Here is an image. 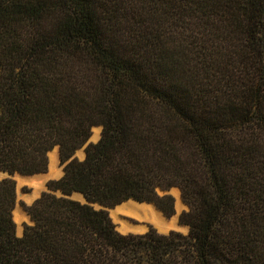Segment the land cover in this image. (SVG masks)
Here are the masks:
<instances>
[{"label":"trees","instance_id":"1","mask_svg":"<svg viewBox=\"0 0 264 264\" xmlns=\"http://www.w3.org/2000/svg\"><path fill=\"white\" fill-rule=\"evenodd\" d=\"M57 147L23 237L0 181V264H264V0H0V171ZM174 188L187 235L118 231L107 209L171 218Z\"/></svg>","mask_w":264,"mask_h":264},{"label":"bare ground","instance_id":"2","mask_svg":"<svg viewBox=\"0 0 264 264\" xmlns=\"http://www.w3.org/2000/svg\"><path fill=\"white\" fill-rule=\"evenodd\" d=\"M101 130H102V127L94 128V130H93L94 135L92 136V139L96 140L97 137L95 134L100 132ZM49 156H50V173L48 175L40 174V175H35V176H23V175L18 174L20 185L28 183V184L32 185L34 188L33 194L26 197L28 200H34L35 198L39 197L41 192L45 189V183H46V180L48 178L59 177V169H60V166L58 164V162L60 160L59 159V153H58V151H52ZM0 173L6 174V173L1 172V171H0ZM62 174H63V171H62ZM39 176H41V177L39 178ZM174 190H175L174 195L176 196V198L178 200V204H179V200L180 201L182 200L181 196H180V191H179V189H174ZM178 194H179V196H178ZM78 195L82 197V194H78ZM133 204H137V205L136 206L134 205L135 207L132 208L131 205H133ZM128 210L133 211V213H130L131 216L136 217V218H140V219L145 218L146 220H151V222H154L155 225L163 231H167V230L172 229V228H183V226L178 222L177 219H173L171 221H168L162 215V212L160 213L155 208L154 205L147 204V203L142 204V203L130 201V202H126V203H123L122 205L118 206L112 212V217L114 218V220L116 222L118 221L119 222L118 224L120 225V228L119 229L117 228L118 231L125 233V234H127L129 232H143L144 231V227L133 225L130 222H128L122 218V216H123L122 214L126 215ZM124 217H126V216H124ZM14 219L18 225H21L20 228H22V223L25 221L31 220V217L28 215V213H26L22 209L18 208L14 211ZM185 228H187V230H188L187 226Z\"/></svg>","mask_w":264,"mask_h":264},{"label":"rangeland","instance_id":"3","mask_svg":"<svg viewBox=\"0 0 264 264\" xmlns=\"http://www.w3.org/2000/svg\"><path fill=\"white\" fill-rule=\"evenodd\" d=\"M93 135H94V132H93ZM95 135H96L97 139L94 140V139L91 138V142H92V143H98V142L100 141V139H101V137H102V130H101L100 132L96 133ZM100 136H101V137H100ZM85 148H86V147L82 148L81 150H79V151L77 152V157H78L79 159H81V160H84L85 157H86V155H85V154H86V152H85ZM53 151H58V150H57V148H55ZM59 159H60V154H59ZM58 164H59V166H60V169H59V177H56V178H48V179L46 180V183H45V189L41 192V194L39 195V197L35 198L34 200H28V199L26 198V197H28L29 195H32V194H33V192H34V188H33V186L30 185V184H28V183H25V184H23V185H20V184H19V177H18V174H15V175L12 177V179H14V180L17 182L18 203H17L16 209L20 208V209H22L23 211H25L26 213H28V212L26 211V207L33 205V204H34L39 198H41V196H42L44 193H50V192H52V191H50V189H49V187H48L49 182L54 181V180H59V179H61V178L64 176V166L61 164V159L59 160ZM57 169H58V168H57ZM62 171H63V174H62ZM49 173H50V167H49L48 172L45 173V174L48 175ZM45 174H44V175H45ZM40 177H41V176H39V178H40ZM6 178H9L7 173H6V174H2V173H0V181H1V180H4V179H6ZM174 189H175V188H174ZM174 189L170 190L169 192H163V191L159 190V194H160L161 196H164V195H166V194H169V195L173 196L174 199H175V215H173L171 218L167 217V216L165 215V213H164L163 211H161V210H160L155 204H151V205H154L155 208H156L160 213L162 212V215H163L168 221H171V220H173V219H177L178 222L180 223V219H181L182 214H183L184 212L189 211V207L183 202L182 194H181L180 189H179V191H180V196H181V199H182L181 201H182V202L179 200V204H178V200H177L176 196L174 195V191H175ZM177 189H178V188H177ZM55 194L58 195V196H61V195L59 194V192H56ZM178 196H179V194H178ZM73 199L76 200V201H80V202L84 203L82 197L79 196L78 194H74V195H73ZM182 203H183V204H182ZM134 205L136 206L137 204H133V205H131V207H132V208L135 207ZM95 207H96L97 209H101V207L98 206V205H96ZM16 209H15V210H16ZM130 213H133V211H132V210H130V211L128 210L126 215L122 214V215H123L122 218H123L124 220L130 222V223L133 224V225L144 227V231H143V232H129V233H127L126 235H128V234H145V233H147L151 228H155V229H157L158 232L161 233V234H167V233H163V232H168V231H169V232L171 233L172 231H175V232H179V233H183V234L187 235V234L189 233V230H190V228H189L188 226H187V227H188V230H187V228H185L186 226H184V225H182V224L180 223V224L183 226V228H172V229H169V230H167V231H163V230L159 229V228L155 225L154 222H151V220H146L145 218H141V219H140V218H136V217L131 216ZM111 214H112V213H111ZM28 215H29V214H28ZM124 216H126V217H124ZM111 218L113 219L114 223L117 225V228L119 229V228H120V225L118 224L119 222H118V221L116 222V221L114 220V218L112 217V215H111ZM27 225H34V224H33V222H32L31 220H28V221L23 222V223H22V228H20L21 225H18V224H17V229H18V232H19L18 236H19V237H23ZM178 229H179V230H178Z\"/></svg>","mask_w":264,"mask_h":264},{"label":"water","instance_id":"4","mask_svg":"<svg viewBox=\"0 0 264 264\" xmlns=\"http://www.w3.org/2000/svg\"><path fill=\"white\" fill-rule=\"evenodd\" d=\"M102 130H103V128H102ZM92 142H91V139H90V141L88 142V144L86 145V147L89 145V144H91ZM57 149H58V153L60 154V148L59 147H57ZM86 155V154H85ZM76 157H77V155H76ZM8 174V177L9 178H12L13 176L12 175H10L9 173H7ZM59 194L61 195V196H63V194H62V192H59ZM76 194H79V193H76ZM71 199H73V196H71L70 197ZM82 199H83V201H84V203L85 204H90L89 202H88V200L86 199V197L82 194ZM130 201H134V202H137V201H135V200H129V201H127V202H130ZM126 203V202H125ZM138 203H140V202H138ZM147 204H150V203H147ZM99 206V205H98ZM120 206V205H119ZM101 207V206H100ZM118 207V206H117ZM116 207V208H117ZM102 209H103V207H101ZM116 208H114V209H107L108 211H109V213H110V216L112 215L111 213L116 209ZM30 216V215H29ZM31 221L33 222V220L31 219ZM33 224H34V222H33ZM121 233V232H120ZM163 233H167V234H169L170 232L168 231V232H163ZM122 234H124V233H122ZM126 235V234H125Z\"/></svg>","mask_w":264,"mask_h":264}]
</instances>
